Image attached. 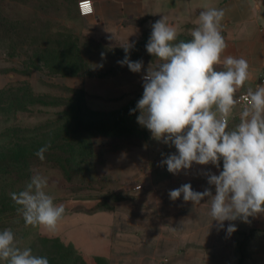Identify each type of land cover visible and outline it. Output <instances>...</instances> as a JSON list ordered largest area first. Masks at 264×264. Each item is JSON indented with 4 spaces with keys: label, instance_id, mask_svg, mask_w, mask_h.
Wrapping results in <instances>:
<instances>
[{
    "label": "rangeland",
    "instance_id": "rangeland-1",
    "mask_svg": "<svg viewBox=\"0 0 264 264\" xmlns=\"http://www.w3.org/2000/svg\"><path fill=\"white\" fill-rule=\"evenodd\" d=\"M82 25L78 0H0V231L11 229L19 248H31L50 264L109 262L26 225L11 193L39 173L48 181L45 192L64 204L68 218L81 209L127 208L141 182L132 169L114 176L107 162L114 150L115 162L127 159L120 156L146 137L139 110H130L155 58L142 56V45L132 47L129 58L144 64L133 73L118 63L126 55L125 42L91 37ZM48 142L41 161L35 152ZM132 156L133 162L141 160L140 154ZM240 221L238 243L246 260L240 264H263L264 214Z\"/></svg>",
    "mask_w": 264,
    "mask_h": 264
},
{
    "label": "clouds",
    "instance_id": "clouds-1",
    "mask_svg": "<svg viewBox=\"0 0 264 264\" xmlns=\"http://www.w3.org/2000/svg\"><path fill=\"white\" fill-rule=\"evenodd\" d=\"M79 8L82 15L91 14L93 0H79ZM224 17L223 8L206 7L187 41L178 40L176 27L165 17L152 23L146 51L155 63L150 62L142 75L143 94L130 110H139L137 122L155 139L175 147L176 153L161 161L168 172L178 174L193 163L219 169L222 161L218 175L205 173L208 184L215 187L214 195L210 188L195 191L190 183L169 192L173 201L182 195L193 205L207 197L211 222L220 228L225 221L248 222L249 217L264 214V83L237 96L251 79L250 66L244 57L224 55L228 47L221 30ZM133 46L128 42L123 46L126 55L118 63L140 73L143 60L132 61L127 55ZM238 106V123L232 124ZM50 148L48 142L35 155L43 161ZM47 186L45 177L33 174L23 190L11 193V199L26 225L55 232L66 209L54 203L44 190ZM236 230L234 224L227 227L228 234ZM0 260L50 264L31 248H19L11 229L0 231Z\"/></svg>",
    "mask_w": 264,
    "mask_h": 264
},
{
    "label": "crops",
    "instance_id": "crops-1",
    "mask_svg": "<svg viewBox=\"0 0 264 264\" xmlns=\"http://www.w3.org/2000/svg\"><path fill=\"white\" fill-rule=\"evenodd\" d=\"M93 7V13L88 15H82L79 9L85 33L104 42L142 45V56L148 58L153 57L146 51L152 23L165 17L176 27L178 40L187 41L191 39V30L198 26L200 11L206 7L223 8L221 30L228 44L224 55L244 57L250 66L251 79L238 92L262 83L264 0H93ZM239 110L238 106L237 118L232 124L238 123ZM145 129L142 143L120 156L127 159L115 162L114 150L110 151V163L107 162L110 172L118 178L126 169H132V176L141 178L138 183L141 188H134L130 205L111 210L81 209L68 218L63 217L62 229L57 228L53 234L74 243L87 256L102 257L109 264H240L246 261L245 257L241 258L243 245L238 243L240 219L225 221L220 228L218 222H211L207 197L194 205L191 201L184 202L182 195L175 201L169 197L170 190L185 183H190L195 191L210 188L214 195L215 187L208 184L205 173L218 175L222 161L219 169L212 164L193 163L190 169L174 175L161 161L176 153L175 147L155 139ZM134 153L140 154L141 160L131 161ZM230 223L237 230L228 234Z\"/></svg>",
    "mask_w": 264,
    "mask_h": 264
},
{
    "label": "built area",
    "instance_id": "built-area-1",
    "mask_svg": "<svg viewBox=\"0 0 264 264\" xmlns=\"http://www.w3.org/2000/svg\"><path fill=\"white\" fill-rule=\"evenodd\" d=\"M78 4H79V2H78ZM80 9V8H79ZM93 13V12H92ZM146 74V73H145ZM260 81L262 82V83H264V75L260 78ZM244 94V92H241V93H239V95L238 96H240V95H243ZM135 189H140L141 188V184H137L135 187H134Z\"/></svg>",
    "mask_w": 264,
    "mask_h": 264
},
{
    "label": "trees",
    "instance_id": "trees-1",
    "mask_svg": "<svg viewBox=\"0 0 264 264\" xmlns=\"http://www.w3.org/2000/svg\"><path fill=\"white\" fill-rule=\"evenodd\" d=\"M135 108H136V105L134 103L133 106H132V109H135ZM118 120H120V119H118ZM100 130H104V129L100 128Z\"/></svg>",
    "mask_w": 264,
    "mask_h": 264
}]
</instances>
